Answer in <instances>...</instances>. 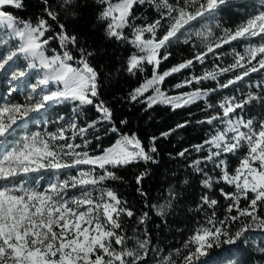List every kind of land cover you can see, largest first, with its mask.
<instances>
[{"label":"snow or ice","instance_id":"1","mask_svg":"<svg viewBox=\"0 0 264 264\" xmlns=\"http://www.w3.org/2000/svg\"><path fill=\"white\" fill-rule=\"evenodd\" d=\"M97 2L105 6L98 14V19L106 22L107 37L123 41L133 48L126 62V71L136 74L144 72L145 65L152 66L151 78L134 90L131 100L146 102L149 108L154 104L164 103L173 110L203 100L206 112L216 107L222 110V113L208 115L205 120L199 121L208 125H215L218 121L223 127L217 126L209 138L193 146L196 152L206 154L193 160L189 167L204 177L201 185L205 189H212L214 183L219 182L231 186L234 191L225 192L221 188L220 193L231 201L227 212L235 210L236 214L217 222L213 211L207 220L212 227L201 226L184 244V248L190 250L183 257L182 264H198L214 246H233L245 242L249 232L264 231V215L261 214L264 210V118H245L246 108L253 107L254 101L264 108V88L258 94L249 92L242 100L226 97L218 105H214L210 97L217 91L215 88L196 89L182 95L168 96L159 87L166 77L194 67V62L203 64L209 53L215 54L216 49L237 40L260 38L258 44L249 45L245 54L236 53L235 62L228 68L205 71L203 75L192 76L176 87L183 88L206 80L215 81L222 73L243 69L225 83L218 82V88H229L252 73L264 70V12L249 18L235 31L226 30L223 38L205 44V52H199L193 59L161 74L158 72L161 61L168 59V55H162L161 50L166 51L171 44L179 42L189 31L191 22L213 17L229 0ZM42 4L44 14L37 16L33 22L16 15L15 10L24 8V0H0V47L8 48L13 41L16 42L15 50H10L6 57L0 53V69H4L8 61L23 57L31 61L29 67L35 68L38 62L40 69L44 71L43 78L37 85H33V93L41 85H57L55 90L38 94L39 99L29 96L31 103L0 106V264H149L151 252L158 256L156 264H176L170 254L165 252L161 255L160 249L150 247L147 230L142 233L143 238L140 235L128 237L125 234L122 217L131 219L135 213L111 188L100 187L105 181L120 179L108 166L117 168L141 161L145 164L157 163L154 155L157 152L156 137L151 138L146 150L134 135H124L115 145L95 156L87 151H77L81 147L79 144H53L52 141L68 139L63 127L58 133L49 134L47 139L37 133L25 136L14 144L10 143L18 129L36 119L34 113H41L42 110L63 102L75 103L74 111L83 106L94 105L103 119L110 121L112 118L110 108L103 101L94 104L99 96V73L89 63V58L94 53L80 47L76 35H70L65 24L59 23L62 12L75 18L76 0H60L58 8H53L50 0H42ZM134 5L150 6L159 13V18L144 26L133 24ZM50 21L57 23L59 31L46 37L52 31ZM161 28H165V31L158 37L157 31ZM125 29L131 30L129 35L125 34ZM145 33L151 34L150 38H145ZM196 35L206 39L205 33ZM206 35L211 36V31ZM53 40L58 41L62 54L53 50L55 54L48 56L46 49ZM185 43H188L187 39ZM70 46L77 47L80 53L78 60L70 51ZM244 61L247 63H243ZM72 62L77 66H73ZM24 75L23 71L14 73L13 79ZM150 89L155 95H149L146 101H140V97ZM187 123L179 124L177 128H183ZM95 126V121L82 128H77L75 122L70 125L73 137H83ZM111 130L118 131L114 126ZM175 130L161 135L167 137ZM87 144L88 141H85V146ZM242 150L245 154L239 165L230 172L227 156ZM188 152L189 149H184L178 155L183 157ZM209 164L213 169H220L218 177L210 175L207 170ZM82 165L89 167L87 170L80 169L74 175L68 174L66 179L50 184L46 190L38 191L29 186L28 178L32 174L49 171L59 174L78 169ZM97 169L100 170L99 173ZM146 174L142 172L136 177L137 185L141 184ZM184 183L187 184L188 181L185 180ZM70 189L79 190L80 194L66 198ZM137 191L142 196L147 195L142 188L138 187ZM178 199L179 193L170 189L163 203L146 204L149 211L139 216L138 223L146 224L151 218L150 214L160 217L166 223L167 216L174 207L173 202ZM200 199L199 210L205 205L213 208L218 203L207 195ZM242 200L246 202L244 207H241ZM233 224L238 225L235 231L232 230ZM129 240H134V246H128ZM230 256L231 251L228 250L224 260L227 261Z\"/></svg>","mask_w":264,"mask_h":264},{"label":"trees","instance_id":"2","mask_svg":"<svg viewBox=\"0 0 264 264\" xmlns=\"http://www.w3.org/2000/svg\"><path fill=\"white\" fill-rule=\"evenodd\" d=\"M116 2V0H113ZM53 8H58L60 0H50ZM75 8L76 16L71 18L69 14L61 13L59 23H63L70 35L77 37V43L80 47H84L86 51L94 53L89 58V63L95 67L99 73V96L94 101L104 104L110 108L112 112L111 120L102 118V114L96 110L94 105L83 106L78 109L79 115H76V122L79 128L87 127L88 124L96 122L95 128H90L83 137L79 135L76 139L84 143L86 151L90 155H101L103 150L116 144L122 136H135L145 146L146 150L151 142L152 137H156L157 152L154 154L157 163L137 162L126 166L111 168L120 178L118 180L105 181L100 187L111 188L119 198L127 202V207L135 213L134 217L129 219L122 217L124 232L128 237L140 235L147 230L150 237V247L160 249L161 255L165 252L170 254L176 264H182L183 257L188 254L190 249H185L184 244L195 233V231L203 227H212L207 223L211 213L215 211L216 221L226 220L229 215H235L227 212V206L231 202L226 200L220 193L223 188L225 192H232L234 189L223 182L214 183L212 189H205L201 185L204 178L194 172L189 165L193 160L200 158L206 153H198L193 146L203 143V141L214 133L215 128L223 127L219 122L215 125L207 123H199L207 118L208 115L216 114L222 110L218 107L214 109H205L203 100L189 104L184 107L173 108L164 103L154 104L151 108L146 102H138L130 99L135 89L140 87L142 83L152 76V66L145 65V71L136 74H130L126 71L127 60L133 48L123 42L115 39H109L106 35V22L98 19V14L105 7L97 2V0H76ZM42 0H24V8L15 10L16 15L22 19H31L35 22L37 16L43 15ZM12 11L13 9H7ZM261 12H264V0H229V3L222 5L213 17L203 20L191 22L189 31L182 36L179 42L171 44L167 50H161L162 55H168V59L162 60L158 68L159 73L169 71L173 66L193 59L199 52H205L206 43H214L223 38L226 30L235 31L240 25L245 24L249 18H252ZM132 23L138 26H144L152 23L159 18V13L148 5H134L132 9ZM163 23V22H162ZM52 31L47 35H55L59 31L56 22L50 21ZM2 27V26H0ZM211 31L212 35L207 36V32ZM130 29H125V34H130ZM165 28L157 31V36L163 35ZM196 33H205L206 39L198 37ZM145 38H150L151 34L145 33ZM185 39L188 43H185ZM260 42V38H252L251 40H237L229 44H224L220 49L215 50V54L209 53L203 64L194 62V67L184 69L181 72L173 73L165 78L164 82L159 85L161 91L171 96L182 95L183 93L192 92L196 89H217L211 94L210 100L214 105H218L226 97H235L236 100H242L247 97L249 92L260 93L264 88V70L252 73L243 81L238 82L229 88H218L219 83H225L228 79L240 74L243 69H234L229 72L218 75L217 80H206L200 84L193 83L183 88H177L176 85L182 83L192 76H201L205 71H212L222 68H228L235 62L236 53L245 54L250 44L255 45ZM16 46V42H12ZM55 52H61L58 41L53 40L47 46L46 55L51 56ZM73 56L79 58L80 53L75 46H70ZM21 69L28 71L27 64L31 62L21 57ZM37 66H39L38 62ZM73 66H77L72 62ZM243 63H247L244 61ZM255 64L256 62L253 61ZM34 71L27 72L26 85L35 84ZM259 86V87H258ZM39 88V87H38ZM37 88V89H38ZM155 95L150 89L140 97V101H146L147 96ZM8 98L15 104H26L23 94L12 85L11 82H5V75H0V100ZM73 103V102H70ZM76 107V104L73 103ZM62 113L68 117L72 116L70 106L63 104L53 108H46L38 113L36 119L29 121L22 128L18 129L14 138L10 143L17 142L24 131L32 132L39 130L42 125L47 124L49 127L57 125L51 122V117L55 113ZM264 108H261L257 102H253V107L246 108L245 118L255 117L257 120L264 118L262 116ZM127 123H121V121ZM188 122L183 128H177V125ZM116 127L118 131L113 132L112 127ZM176 129L167 137L162 133ZM184 149H189L185 156L178 155ZM245 154L244 150L235 155H228L227 162L229 171H233L240 163V159ZM89 166L82 165L78 169H88ZM78 169L71 170L76 173ZM207 170L213 177L220 175V169H213L212 165L207 166ZM99 169L97 172L99 173ZM68 171L64 173L42 172L32 174L28 180L31 186L42 191L50 182L55 174L59 179H65ZM146 172V176L140 185L136 183V177L140 173ZM188 183L185 184L184 181ZM142 188L146 196H142L137 189ZM170 189H174L179 193L178 201H174V207L167 216L166 223L154 214H150L149 221L140 225L138 223L139 216L149 211L146 204H159L164 202ZM76 191V189H70ZM96 195V193H94ZM207 195L211 199L218 201L213 208L207 205L199 210L201 204V196ZM246 206V202L241 201V207ZM264 215V210L261 212ZM228 223H231L230 221ZM217 226H219L217 224ZM238 225L233 224L232 230L235 231ZM134 240H129L128 246H134ZM193 246H190V248ZM231 251L230 258L226 261L224 256L227 251ZM264 231L256 230L247 234L245 242H239L233 246L222 245L221 247H213L208 251V255L202 258L198 264H264ZM151 259L149 264H156L158 256L155 252L150 253Z\"/></svg>","mask_w":264,"mask_h":264},{"label":"rangeland","instance_id":"3","mask_svg":"<svg viewBox=\"0 0 264 264\" xmlns=\"http://www.w3.org/2000/svg\"><path fill=\"white\" fill-rule=\"evenodd\" d=\"M15 48H16V46H14V44L12 43L10 45V47H8V48L0 47V53H2L6 57L8 55V52L10 50H15ZM21 63H22L21 57L14 58L13 60L8 61V63L5 64L4 69H0V75H5V82L6 83L11 82L12 85L14 86V88L16 87L17 90H19L20 93L23 94V97L27 101V103H31L32 102V101L29 100V96H33L35 99H39V95L38 94H43V93H45V92H47L49 90H55L57 88V85H55L53 83H50L48 86L41 85L37 89L36 93H33L32 92L33 85H26L27 72L34 71L32 76L34 77L35 84H38V81L43 78L44 71L42 69H40L39 66H36V68L29 67V64L31 62H29L27 64L28 71H26L25 69H21ZM21 71H23L25 73V75L22 76V77H17L16 79H13V74L17 73V72H21ZM60 87H62V86H60ZM168 96H171V95H168ZM67 103L70 106L71 112L73 113L72 116L68 117L65 114H62L60 112L59 113L56 112L55 114L52 115L51 122L52 123H57V125L49 127L47 124H44V125L41 126V128L39 130H34L32 132L24 131L22 133L21 138L18 141H21L23 139V137H25V136H29L30 137V136H32L34 134H37V133H39L42 138L47 139L49 134L58 133L59 129L61 127H63L64 130H65V136L68 137V139L67 140H56V141H52V143L57 145V146L63 145L65 143L79 144L81 147L79 149H76V150L77 151H86L84 143L79 142L76 139V136L73 137V135H72L73 130L70 127L71 123H73V122H75L76 125H77L76 115H77V111L78 110L74 111V109H76L75 105L73 103H70V102H63V103L52 105L49 108H53V107H56V106L67 104ZM5 104H15V103L10 101L8 98H4L3 101L0 100V106H3ZM33 115L34 116H38V113H34ZM60 117H63V119H60ZM77 128H79L78 125H77ZM79 170L80 169H78L77 171H79ZM83 170H86V169H83ZM68 174H73V173H71V171L67 172L66 178H67ZM74 174H76V173H74ZM63 180L64 179H59L54 174L53 177L51 178L49 184L43 190H46L50 184L58 183V182L63 181ZM29 186L35 188L34 186H31L30 184H29ZM79 194H80L79 190H78V192H76V191H70L69 192L68 191L66 198H71L73 196H78Z\"/></svg>","mask_w":264,"mask_h":264}]
</instances>
